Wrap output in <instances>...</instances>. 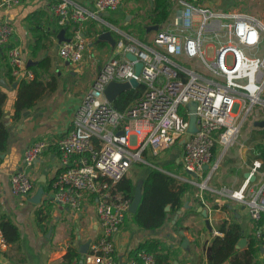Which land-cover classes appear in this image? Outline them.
Masks as SVG:
<instances>
[{
  "label": "built area",
  "instance_id": "obj_1",
  "mask_svg": "<svg viewBox=\"0 0 264 264\" xmlns=\"http://www.w3.org/2000/svg\"><path fill=\"white\" fill-rule=\"evenodd\" d=\"M19 1L1 0L0 5L10 7ZM92 1V8L68 0L52 5L57 24L70 27L72 35L60 43L58 52L72 64L82 61L86 49V39L80 32L84 22L116 10L123 0ZM177 3L180 8L170 22L172 30L156 31L151 44L118 42L117 53L84 92L73 127L57 142L60 169L50 184V201L76 213L91 199L95 201L100 233L89 243L84 264H114L113 237L131 204L118 183L134 162L144 161L147 152L159 157L179 143L181 170L201 177L197 185L200 191L205 190L219 165L214 150L218 146L226 149L235 141L244 118L255 107L264 109V54L249 56L241 48L259 44L264 20L242 10H213L201 0ZM12 32V25L0 23V48L8 46ZM204 35L221 43L213 46L210 55L208 46H203ZM126 53L142 62L136 79L145 90L119 112L105 99L103 89L110 80L134 77V65ZM7 56L14 78H33L18 46H8ZM189 61L195 63L188 65ZM191 102L195 104L194 133L187 131V104ZM46 147V140L40 139L26 148L23 167L10 176L13 194L27 195L32 190L33 182L25 169L38 161ZM204 165L209 170L206 177ZM260 166L259 160L253 161L250 174ZM246 183L227 193L246 204L250 217L258 222L264 213V181L249 192ZM255 236L264 247V228L259 226ZM8 246L0 231V253ZM138 257L140 262L131 264H154L150 253L141 251Z\"/></svg>",
  "mask_w": 264,
  "mask_h": 264
},
{
  "label": "crops",
  "instance_id": "obj_2",
  "mask_svg": "<svg viewBox=\"0 0 264 264\" xmlns=\"http://www.w3.org/2000/svg\"><path fill=\"white\" fill-rule=\"evenodd\" d=\"M58 1L60 0H20L10 7L0 5V23L7 22L13 27L8 46L19 47L25 67L28 68V60L36 63L29 66H36L44 57H49L50 60L47 70H37L39 78L45 83L44 93L30 108L22 112L19 119H14L17 85L16 82L9 80L13 75L9 72L8 46L0 48V79L7 85L6 88L0 85V91L6 94L2 110L3 121L8 130L6 149L0 154V216L4 215L12 220L19 232L17 243L9 245L5 251L0 253V264H66L64 255L70 248L79 255L77 260L72 261V264H78L80 245L87 241L90 243L99 236L100 226L94 209V200L91 199L81 212L76 213L49 199L51 181L60 169V152L57 142L73 127L75 113L84 92L93 86L108 59L117 53L118 42L127 43L134 40L146 45L151 44L156 31L172 30L170 22L180 8L177 0H169L171 14L168 20L159 25L156 31L146 30L150 33L146 36L145 42L139 38L138 31L128 33L130 30H124V27L128 23L136 24L142 21L141 18L145 16L149 0H128L127 7L120 5L114 15L109 11L100 13L98 18H89L80 29L82 36L86 39L83 59L80 63L67 65V60L63 59L58 52L60 43L57 33L63 29L62 36L68 39L69 31H66L64 27L59 28L52 11V5ZM68 1L89 8L93 6L92 0ZM201 1L208 8L226 10L227 4L224 0ZM127 15H129L128 18H126ZM40 30L52 32V36L49 37L51 46L49 41L43 38L36 47ZM94 30L96 33L92 34ZM103 31L110 32L114 44L105 40L95 43L97 36ZM98 43L102 44L98 45ZM13 84L15 87H12ZM262 97L264 99V93ZM247 116H251V120L241 127L235 141L223 149V156V151H221L218 158L221 163L218 166L219 173L212 176L207 183L206 190L210 193L203 199L204 206L196 204V212L182 213L195 204L190 199L196 195L201 198L202 191L197 185L201 177L183 172L180 165L179 169L183 175L173 176L179 181H189L197 186L191 193L190 199L185 201L188 207L184 208L175 220L174 214L170 215L161 227L154 230L138 228L132 222L131 216L126 220L127 215L131 214L129 212L120 230L113 237L114 264L138 263L130 257L129 253L141 242L149 239L159 240L170 247L173 252L172 264H209L208 245L213 236L221 235L219 227L224 221H236L240 224L242 238H245V246L247 245L248 239L255 236L259 227L258 222L250 217L246 204L227 193L238 190L246 183L244 174L250 173L253 161L261 162L257 146L264 145L262 133L264 128L254 126L253 122L264 117V109L257 106ZM40 139L46 140L47 147L42 151L38 161L31 168L25 169L32 179L33 188L27 195H15L10 188V176L23 167L26 148ZM218 148L214 151L219 152ZM169 150L172 153L165 157L163 163L180 164L182 146L177 147L175 144ZM163 153L159 157H162ZM176 153L178 156H174ZM146 154L144 163L150 166L155 164L148 157V152ZM251 175L254 179L246 183L248 192L264 181V168L260 166ZM125 177L135 184L138 180L143 181L141 178L136 179L135 174L131 177L129 173ZM38 188H43L44 194L41 196V201L35 204L30 201V198ZM199 207L207 211L209 229L206 227V217L198 211ZM37 211L39 213H36ZM262 214L260 227L264 228V213ZM175 222L176 225H174ZM183 242L184 245H182ZM258 259L264 261V249L261 250Z\"/></svg>",
  "mask_w": 264,
  "mask_h": 264
},
{
  "label": "trees",
  "instance_id": "obj_3",
  "mask_svg": "<svg viewBox=\"0 0 264 264\" xmlns=\"http://www.w3.org/2000/svg\"><path fill=\"white\" fill-rule=\"evenodd\" d=\"M170 14L171 5L169 0H152V4L148 3V8L145 10V16L141 18L142 21H139L136 24L128 23V25L124 27V30H130L128 33H135V31H138L139 38L145 42L146 36L150 33L146 31V26L150 24L161 25L168 20ZM143 21H145V23ZM64 29L69 31L68 36L72 35L69 26L64 27ZM39 32L40 34L37 35L36 47L43 38L46 41H49L51 46L52 43L49 40V37L52 36V32L42 30ZM94 33H96V30L92 32V34ZM100 44L102 43H98V45ZM49 66V57H44L39 60L36 66H28V69L33 73L32 79H16L13 76L9 78L11 82H16L17 85V97L13 110L14 119H19L22 112L25 109L30 108L44 93L45 83H43L39 78L37 70H47ZM9 69V72L11 73V68ZM144 90L145 85L143 83H139L137 87L121 92L112 101L111 105L117 111L122 112L135 100L140 98ZM5 98V92L0 91V154L5 151L8 138V130L3 121L2 110ZM180 113L183 114V108H180ZM262 133L264 136V129H262ZM257 150L261 159V168H264V145H258ZM138 163L143 164L142 162ZM173 164H176L175 166H180V164L176 162ZM155 165L157 166V164ZM156 166H148V172L143 177L142 196L140 202L136 212L129 214L134 225L141 229L154 230L161 227L166 218L175 214L176 211L183 206L184 202L190 199L191 193L197 187L189 181H179L175 176L169 173L168 171L171 168V164H163L160 168ZM135 185L136 184L131 181V179L124 177L118 183V188L132 201ZM209 193L210 192L206 189L202 190L201 198L196 195V197L194 196L190 199L192 203L195 204L188 210H184L185 212L183 211L182 213L187 214L188 212H196V204L203 207V199L205 198V195ZM167 205H169L168 211L165 210ZM36 213L39 212L37 211ZM262 215L257 223L258 226L261 225V220L263 219ZM174 225H176V222ZM0 231L8 245H15L17 243L19 238L17 226L12 220L6 218L4 215L0 216ZM219 232L221 235L213 236L208 245L207 255L209 264H224L225 262L228 264L264 263L263 260L258 259V256L261 253V243L255 236L248 239L247 245L243 249H237L235 247L237 241L243 236L241 226L238 222L224 221L219 227ZM141 251L152 254L154 257V264H172L171 258L173 256V252L170 250L168 245H164L159 240L149 239L141 242L138 247L130 251V257L140 262L138 253ZM78 256V253L74 249L70 248L64 255V261L66 264H72V261L74 259L77 260Z\"/></svg>",
  "mask_w": 264,
  "mask_h": 264
},
{
  "label": "water",
  "instance_id": "obj_4",
  "mask_svg": "<svg viewBox=\"0 0 264 264\" xmlns=\"http://www.w3.org/2000/svg\"><path fill=\"white\" fill-rule=\"evenodd\" d=\"M150 4H152V0H149ZM129 15H127L126 18H128ZM159 29V25L154 24V25H149L147 26L146 30L150 31V30H158ZM63 34V29H61L58 33H57V38H58V42L61 43L62 41H67L68 39L64 38L62 36ZM108 41L111 44H114V40L111 38L110 32L108 31H103L101 32L96 40L95 43H97L98 41ZM126 58L133 62L134 65V77L129 78L128 80L125 81H117V80H110L108 81V83L105 85L104 89H103V94L105 99L109 102L112 103V101L123 91L128 90L130 88H135L139 85V81L136 79L137 76H139L140 71H141V67H142V62L139 61L137 59V57L131 53H126L125 54ZM35 61L32 60H28L27 61V66L29 65H35ZM67 65H70V61H67ZM0 85L3 87H7L6 83L0 79ZM12 87H15V84L12 85ZM187 110H188V128L187 131L189 133H194L197 128H196V115H195V104L194 103H188L187 104ZM253 125L259 128H264V117L258 120H255L253 122ZM204 170L208 169V165H204L203 166ZM192 175H194V173H190ZM245 178H249V181H253L254 177L253 175H251L249 172H246L244 174ZM142 184L143 181L142 180H138L136 185H135V190H134V194H133V198L129 207V212L131 214L136 212V209L138 207V204L140 202L141 196H142ZM44 194V189L43 188H38V190L36 191V193L30 198V201L32 203H39L41 201V196ZM188 207V203L185 202L182 206V208H180L179 210L176 211V213L174 214V220L178 217V215L182 212V210L184 208ZM169 209V205H167L165 207V210L167 211ZM198 211H200L202 213V215L204 217H206L205 219V223H206V227L209 229V220L207 219V211L205 209H203L202 207L198 208ZM173 220V221H174ZM182 234V232H181ZM246 244V240L245 238H240L235 247L236 248H243ZM184 245V242L183 244ZM89 246V241L85 242L84 244L80 245V248L78 249L79 253H80V260L78 261V264H84V255L87 252ZM264 248L261 247V250H263ZM176 263V261H175Z\"/></svg>",
  "mask_w": 264,
  "mask_h": 264
},
{
  "label": "rangeland",
  "instance_id": "obj_5",
  "mask_svg": "<svg viewBox=\"0 0 264 264\" xmlns=\"http://www.w3.org/2000/svg\"><path fill=\"white\" fill-rule=\"evenodd\" d=\"M128 0H123L122 3H121V7L122 5H124L125 7H127V2ZM225 1V4H227L226 6V10H231V9H234V10H242V11H245V12H249L253 15H255L256 17L264 20V0H224ZM123 6V7H124ZM120 8V6L118 7V9ZM117 9V10H118ZM214 10V9H213ZM110 13L112 15H114L115 13H117V11H110ZM224 37V36H223ZM225 38V37H224ZM203 46H208V54L210 55L212 53V50H213V46H220L221 43H219L217 40H215V37H211L209 35H204L203 38ZM232 44L234 45H237V43L235 41H232ZM242 50L244 51L245 54L249 55V56H261L264 54V33H262L261 35V39H260V42L257 46H254V47H250V46H241ZM190 63H195V62H189L187 63L188 65ZM255 109V108H254ZM251 120V116H247L244 120H243V123L241 125V127H243L245 124L248 123V121ZM241 129V128H240ZM177 147H180L179 143L176 144ZM219 148H221L220 146H218ZM218 148V151H215V156L216 158H219L220 157V154H221V151H223V148L219 149ZM170 153H172V151H170L169 149L165 150L162 157H153V156H150L148 155V157H150L152 159V161L155 162V164H157L158 168H160L163 164V161L165 160V157L166 156H169ZM178 153V152H177ZM175 154L174 156H178V154ZM224 154V151L222 153V156ZM147 154H144L143 155V159L145 161V157H146ZM221 156V158H222ZM176 158V157H175ZM221 158H220V162H221ZM144 161H142L143 164H139L138 162H141V161H136L132 164V166L130 167L127 175H129V173L131 174V177L133 174L136 175V179H143V177L147 174L148 172V166L150 165H147L146 163H144ZM171 161V160H170ZM155 164H151V167H154L156 166ZM167 164H171V168L170 170L168 171L169 173H171L172 175H183L182 171L179 169L180 166H175L176 164H172L171 162H167ZM181 165V164H180ZM221 163H219L218 166H220ZM156 166V167H157ZM209 170L207 169L205 171V177L207 176ZM133 173V174H132ZM181 173V174H180ZM219 173V169L217 167V169L212 173L211 177L217 175ZM210 177V178H211ZM130 217V215H127L126 217V220Z\"/></svg>",
  "mask_w": 264,
  "mask_h": 264
}]
</instances>
